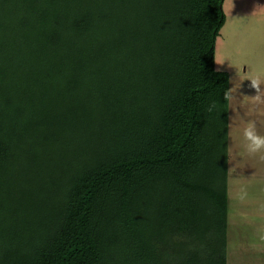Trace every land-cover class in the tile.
<instances>
[{"label": "trees", "instance_id": "1", "mask_svg": "<svg viewBox=\"0 0 264 264\" xmlns=\"http://www.w3.org/2000/svg\"><path fill=\"white\" fill-rule=\"evenodd\" d=\"M222 2L0 0V264H226Z\"/></svg>", "mask_w": 264, "mask_h": 264}, {"label": "crops", "instance_id": "2", "mask_svg": "<svg viewBox=\"0 0 264 264\" xmlns=\"http://www.w3.org/2000/svg\"><path fill=\"white\" fill-rule=\"evenodd\" d=\"M245 85L243 81L236 93L237 99L241 95H255L253 89L246 92ZM232 86L229 75V88ZM230 107L234 104L228 102L225 141L226 264H264V163L246 155L240 158L233 156V152H243L239 131L243 124L231 123L233 113ZM237 110L242 116L243 111ZM257 131L264 135V122L258 124ZM242 193L246 194L243 199L240 198Z\"/></svg>", "mask_w": 264, "mask_h": 264}, {"label": "rangeland", "instance_id": "3", "mask_svg": "<svg viewBox=\"0 0 264 264\" xmlns=\"http://www.w3.org/2000/svg\"><path fill=\"white\" fill-rule=\"evenodd\" d=\"M233 3L232 17L224 14L214 49V57L219 52L228 62L222 66L214 63L215 68L229 72L230 84L238 77L244 79L247 75H259L264 78V0H233ZM245 83V91L251 92L250 82L244 80ZM213 154L216 159L214 171L217 174L218 168L223 167L218 163V148Z\"/></svg>", "mask_w": 264, "mask_h": 264}, {"label": "clouds", "instance_id": "4", "mask_svg": "<svg viewBox=\"0 0 264 264\" xmlns=\"http://www.w3.org/2000/svg\"><path fill=\"white\" fill-rule=\"evenodd\" d=\"M221 8L224 14L231 18L234 8L233 0H223ZM226 61V57L217 52L214 57V63L222 66ZM244 80L250 82V87L256 94L253 96L241 95L240 99H237L236 93L241 88ZM262 85H264V78L259 75H247L244 79L238 77L233 86L225 90L223 98L230 105L234 104V107H230L233 113V116L230 118L231 123L237 121L243 124V127L239 129L242 135L243 143L241 146L243 152H233V156L240 158L246 155L247 157L257 158L259 162L264 163V135H260L257 131L258 124L264 122V88H262ZM215 108L216 105L213 104L209 107L208 111L212 112ZM237 109L243 111L242 116ZM244 195L246 194L242 193L240 198L243 199Z\"/></svg>", "mask_w": 264, "mask_h": 264}]
</instances>
